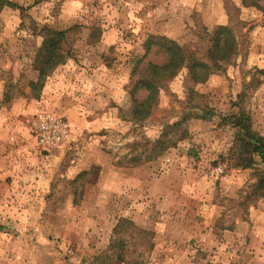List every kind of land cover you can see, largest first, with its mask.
Here are the masks:
<instances>
[{"label": "rangeland", "instance_id": "1", "mask_svg": "<svg viewBox=\"0 0 264 264\" xmlns=\"http://www.w3.org/2000/svg\"><path fill=\"white\" fill-rule=\"evenodd\" d=\"M4 1L17 8H0V264H94L120 218L153 233L138 264H264V246L247 247L264 224L263 165L231 168L239 145L218 119L242 106L264 136V0ZM218 26L238 55L209 63L204 83L181 69L138 119L136 82L163 62L146 40L202 57ZM53 31H66L59 62L34 88ZM41 109L70 125L48 154L29 127Z\"/></svg>", "mask_w": 264, "mask_h": 264}, {"label": "trees", "instance_id": "2", "mask_svg": "<svg viewBox=\"0 0 264 264\" xmlns=\"http://www.w3.org/2000/svg\"><path fill=\"white\" fill-rule=\"evenodd\" d=\"M248 0H244L247 4ZM251 5V4H250ZM256 5V4H252ZM9 6L17 8L15 3L0 0V8ZM257 7V6H256ZM48 31V30H46ZM50 31V30H49ZM53 38L44 41L40 66L36 68L38 79L33 84L41 88V82L47 73L59 62L57 49L59 41L64 37L66 31L52 32ZM206 51L202 57L194 53H187L174 41L163 36L149 37L144 46L146 51L151 47H157L159 54L163 56L160 64H150V69L145 77L138 79L135 87L145 90L146 97L138 102V119L148 114L150 108L156 104L159 91L168 81L173 79L183 68L188 70L189 76L194 83H204L209 77V63L218 65L227 63L235 58L238 53V43L229 26L215 27L206 38ZM142 58H138V64ZM237 107L238 105H234ZM199 112L195 116L198 119H211L217 117L209 108L197 105ZM219 126H230L235 130L234 138L238 142V150L229 161L231 168L247 169L261 163L264 170V136L253 126L250 115L244 107L238 106L236 112L228 115H219ZM163 149V148H162ZM156 157V155L154 156ZM153 159V158H152ZM256 184L254 194L258 198L264 197V172L255 170ZM151 231L139 228L130 220L120 218L112 229L107 247L98 255L94 256V264H138L154 249Z\"/></svg>", "mask_w": 264, "mask_h": 264}, {"label": "built area", "instance_id": "3", "mask_svg": "<svg viewBox=\"0 0 264 264\" xmlns=\"http://www.w3.org/2000/svg\"><path fill=\"white\" fill-rule=\"evenodd\" d=\"M29 127L35 145L46 154L64 144L70 135L67 119L46 109H41L32 116Z\"/></svg>", "mask_w": 264, "mask_h": 264}, {"label": "crops", "instance_id": "4", "mask_svg": "<svg viewBox=\"0 0 264 264\" xmlns=\"http://www.w3.org/2000/svg\"><path fill=\"white\" fill-rule=\"evenodd\" d=\"M238 233L236 232V235H237ZM233 237V236H232ZM238 239H239V234H238ZM255 245V246H254ZM259 245V248H261V247H263L264 246V224L262 223L261 224V227H260V229H259V232L258 233H256L255 231L253 232V230H252V236H251V241L248 243V245H247V247H248V249H249V247L251 248V249H257L256 247ZM236 246V242H232V244H230V247L231 248H234ZM259 248H258V250H259ZM218 250H220V252H221V250H222V248H220L219 249V247H218ZM257 254V253H256ZM233 256V255H232ZM235 257H237V256H234V258ZM252 258V257H251ZM234 260V259H233ZM232 260V262H235V261H233ZM248 260H246L245 262H247ZM244 262V263H245ZM254 264L255 263V260H249V263L248 264H252V263ZM239 263H240V261H239ZM243 263V264H244ZM36 264H40V262L38 261V260H36Z\"/></svg>", "mask_w": 264, "mask_h": 264}]
</instances>
